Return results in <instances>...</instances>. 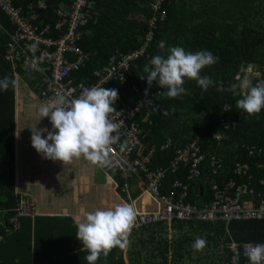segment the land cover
<instances>
[{
  "label": "trees",
  "instance_id": "trees-1",
  "mask_svg": "<svg viewBox=\"0 0 264 264\" xmlns=\"http://www.w3.org/2000/svg\"><path fill=\"white\" fill-rule=\"evenodd\" d=\"M38 1L17 0L14 5L25 8L29 3ZM95 2L98 16L84 29L80 42L81 48L88 54V59L84 67L71 74L74 85L93 82L94 71L106 65L115 51L129 53L137 49L148 31L149 20L155 16L150 7V4L156 3L155 0ZM69 4V0H47V10L40 14L38 24L53 28L57 22L55 12L67 10ZM157 17H161L162 21L159 23L157 20V28L147 56L131 64L125 84L111 83L108 86L109 89L118 90V100H124L129 95L133 84L138 86L142 94L145 93L147 82L140 79V76L146 75L143 72L144 65L156 55L166 57L170 47H182L186 52L193 53L211 51L219 59L214 65L202 69L201 75L222 82L225 88L231 84H239L248 65H252L253 73H256V76L249 77L253 86L264 80V0H162L157 4ZM11 32L12 27L0 10V78L8 76L13 79V69L4 60L7 33ZM161 41L164 42V50L159 48ZM16 73L25 74L19 69H16ZM26 83L32 88V83ZM153 84L157 85L156 82ZM183 87V94L170 99L165 95L166 89L158 86L161 91L158 100L160 109L153 115L152 124L143 128V144L155 146L150 168L166 166L175 148L197 139L205 161L201 166L202 176L190 181L188 202L199 210L204 209L213 200L211 185L216 183L221 186L224 181L232 180L236 185L247 181L250 183L248 188L253 193L255 204L258 201L255 197L263 194V187L258 182L264 180V170L255 167L261 158L248 156L244 147L264 148V108L253 116L239 109L237 101L245 94L239 88L235 92H222L213 86L204 92L196 81L187 78ZM224 105L229 106L227 112L223 111ZM165 110H169L168 115L163 114ZM220 117H226V121L234 118L236 123L226 133L227 138L224 141L215 142L212 134L218 130L217 121ZM12 118L13 86H10L8 90L0 91V213L5 223L0 226V264H29V247L27 245L26 250H23L25 243L19 234H24L22 229L31 228V220L27 216L20 217L18 225L21 229H5L8 226L7 219L15 213L18 205L13 191ZM166 139L171 141V146L167 150H159V146ZM211 156L221 161V168L216 174L210 168ZM236 163L247 165L248 175L251 176L249 180L233 175L232 170ZM175 179L185 183L187 168L167 173L163 185L169 187ZM251 196H242L241 201L252 199ZM134 231H148V237L141 246L142 250L138 249L135 256L129 257V264H150L151 261L157 264H219L228 259L226 247L229 242L264 243V221L224 222L195 219L172 221L168 225L155 223ZM167 231L173 232L169 238L165 236ZM7 236H14L13 245H10L13 253L8 251ZM197 238L206 241L202 251L192 247ZM50 248L53 249L54 246ZM71 249L52 251L39 260L36 256L33 261L37 263L45 260L47 264H88V250L68 255ZM123 252L124 249L114 247L107 257L101 254L96 264H125Z\"/></svg>",
  "mask_w": 264,
  "mask_h": 264
},
{
  "label": "built area",
  "instance_id": "built-area-1",
  "mask_svg": "<svg viewBox=\"0 0 264 264\" xmlns=\"http://www.w3.org/2000/svg\"><path fill=\"white\" fill-rule=\"evenodd\" d=\"M16 1L0 0V10L12 27V32L7 33L8 41L5 46L4 60L10 64L13 73H16V69H21L25 74L38 73L40 75L38 97L42 105L50 104L57 94H63L71 100L79 98L86 89L93 87L109 89L108 86L111 83L125 84L130 74L131 64L147 56V50L157 28V20L159 23L162 21L161 17H157V4L162 0H155V4H150L155 16L149 20L148 31L140 46L129 53L115 51L106 65L94 71L93 82L74 85L71 74L84 67L88 59L80 42L84 36V29L97 16L95 0H69L67 10L55 12L57 22L53 28L50 25L38 24L40 14L47 10V0L29 3L25 8L15 7ZM57 33L58 36H55ZM32 45L38 47L35 57L39 58V67L43 71H35L31 66L34 58L30 50ZM49 54H51L50 59ZM160 93V89L155 84L152 85L147 95L142 94L138 86L133 84L129 95L124 100L117 99L113 105L116 112L110 116L113 122L120 125L118 133H113V135H119V140L111 146L112 166L102 168L111 175H121L123 178L128 175H142L146 191L158 205V210L154 213L136 214L133 228L139 229L155 223L168 225L172 221L195 219L224 222L231 220L264 221V180L258 182L263 187V194L257 195L255 198L258 201L252 205L241 203L242 196L253 195L248 188L250 183L247 181L236 185L232 180L224 181L221 186L216 183L211 185L213 200L204 209L199 210L188 202L190 181L202 176L201 166L205 161L197 139L175 148L166 166L158 165L150 168L155 146L143 144L145 138L143 128L152 124L153 115L160 109L158 102ZM228 110L229 106L224 105L223 111ZM217 122L218 130L213 132L212 139L215 142H222L227 138L226 133L234 127L236 119L226 121V117H220ZM170 146L171 141L166 139L158 149L163 151ZM244 148L248 156L255 155L261 158L260 163L255 167L264 170V148L256 146H245ZM209 161L212 173L216 174L221 168V161L215 156H211ZM181 168H187V181L182 183L176 179L173 180L167 194L162 195L160 187L166 174L174 173ZM232 173L236 177H246L247 180L251 178L248 175V167L244 163H236ZM121 193L128 203L132 204L127 183L122 186ZM35 211L36 207L30 202L17 207L15 213L7 219L8 226L5 229L16 230L19 228L18 218L33 216ZM1 225H5L4 220L0 222ZM255 244L264 243L229 242L226 247L228 259L219 264H249L246 248ZM237 255L239 259L234 260Z\"/></svg>",
  "mask_w": 264,
  "mask_h": 264
},
{
  "label": "clouds",
  "instance_id": "clouds-1",
  "mask_svg": "<svg viewBox=\"0 0 264 264\" xmlns=\"http://www.w3.org/2000/svg\"><path fill=\"white\" fill-rule=\"evenodd\" d=\"M164 42L159 48L164 50ZM32 68L43 71L39 67L40 60L35 57L38 50L32 45ZM168 55H156L144 65L141 80H146L148 90L153 82L166 89L165 95L170 99L178 98L185 92L183 87L185 78L196 81L202 91L207 92L215 86L218 91L235 92L239 88L244 92L242 99L237 101V107L244 110L249 116L261 112L264 108V80L254 86L245 76L239 84H231L227 88L222 82L214 81L207 75H201V70L214 65L218 57L211 51L186 52L182 47H170ZM51 54H49V59ZM15 81L8 76L0 78V91H6ZM118 99L117 89L104 87L86 89L79 98L67 99L63 94H57L50 104L39 108L41 118L49 117L53 131L48 129H32V147L43 158L52 161H61L64 165L70 164L74 159H84L99 167H111L110 153L112 145L119 140L120 125L113 122L111 114L116 112L113 105ZM164 115L169 114L165 110ZM47 133L46 136L43 133ZM123 151V147H121ZM136 219L135 208L127 203L118 204L106 210L97 209L85 215L83 222L78 223L76 238L82 242L83 249L89 254L86 256L88 264H96L101 254L105 257L114 247L125 249L129 244V235ZM206 245L203 238H197L192 245L194 250L202 251ZM249 264H264V244L249 245L246 248ZM235 256L234 260H238Z\"/></svg>",
  "mask_w": 264,
  "mask_h": 264
},
{
  "label": "crops",
  "instance_id": "crops-1",
  "mask_svg": "<svg viewBox=\"0 0 264 264\" xmlns=\"http://www.w3.org/2000/svg\"><path fill=\"white\" fill-rule=\"evenodd\" d=\"M253 69L252 65H248L244 70V77L256 76ZM13 80V191L18 199L17 207L27 202L36 207L33 216H27L31 220V228H24V234H19L25 243L23 250H26L27 245L29 247V264H47L45 260L35 263L33 258L37 256L39 260L52 251L60 252L74 247L71 251L68 250V255H71L87 250L83 249L82 242L76 238L78 223L84 221L87 213L97 209L106 210L118 204H129L121 193L124 183L128 184L132 199L130 205L135 208L136 214H151L158 210L157 202L146 191L142 175H128L123 178L121 175H111L83 157L64 165L61 161L45 159L38 154L31 143L32 129L46 128L53 131L50 118H41L39 115V108L43 106L38 97L40 75L13 73ZM27 81L32 83V88H29ZM43 135L46 136L47 133ZM163 183L160 193L166 195L170 187ZM251 197L252 199H243L241 203L254 204L253 195ZM151 202L155 206L154 210ZM2 221L3 215L0 213V222ZM134 230L132 226L128 237L129 244L123 252L125 264H129V257L135 256L138 249L142 250L141 246L148 237V231ZM7 238L8 251L13 253L10 245H13L14 236ZM53 246V249L50 248ZM10 257L13 258L11 254ZM150 264L157 262L151 261Z\"/></svg>",
  "mask_w": 264,
  "mask_h": 264
},
{
  "label": "rangeland",
  "instance_id": "rangeland-1",
  "mask_svg": "<svg viewBox=\"0 0 264 264\" xmlns=\"http://www.w3.org/2000/svg\"><path fill=\"white\" fill-rule=\"evenodd\" d=\"M247 77H250V76H247ZM175 127H176V125H175ZM174 127V128H175ZM151 204V206L153 207V210L155 209V206L152 204V202L150 203ZM186 232H188L187 231V229H186ZM172 234H173V232L171 231V233H169V232H166V234H165V236L167 235V238H169V237H171L172 236ZM205 262L207 263L208 262V260H205ZM208 264V263H207Z\"/></svg>",
  "mask_w": 264,
  "mask_h": 264
},
{
  "label": "water",
  "instance_id": "water-1",
  "mask_svg": "<svg viewBox=\"0 0 264 264\" xmlns=\"http://www.w3.org/2000/svg\"><path fill=\"white\" fill-rule=\"evenodd\" d=\"M202 191H200V193H201Z\"/></svg>",
  "mask_w": 264,
  "mask_h": 264
}]
</instances>
